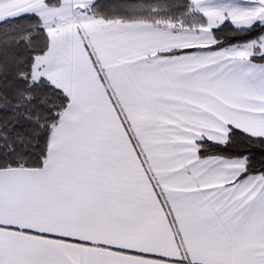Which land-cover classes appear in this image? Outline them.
Instances as JSON below:
<instances>
[{
  "label": "snow or ice",
  "instance_id": "1",
  "mask_svg": "<svg viewBox=\"0 0 264 264\" xmlns=\"http://www.w3.org/2000/svg\"><path fill=\"white\" fill-rule=\"evenodd\" d=\"M0 264H264V0H0Z\"/></svg>",
  "mask_w": 264,
  "mask_h": 264
}]
</instances>
